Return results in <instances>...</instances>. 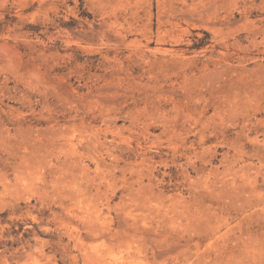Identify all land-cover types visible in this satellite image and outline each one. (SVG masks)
<instances>
[{"label": "rangeland", "instance_id": "374dc122", "mask_svg": "<svg viewBox=\"0 0 264 264\" xmlns=\"http://www.w3.org/2000/svg\"><path fill=\"white\" fill-rule=\"evenodd\" d=\"M0 264H264V0H0Z\"/></svg>", "mask_w": 264, "mask_h": 264}]
</instances>
